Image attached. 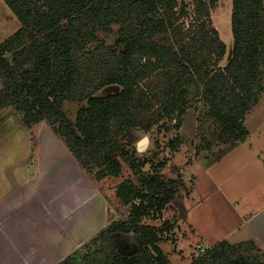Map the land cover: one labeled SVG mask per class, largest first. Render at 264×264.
<instances>
[{
  "label": "trees",
  "instance_id": "16d2710c",
  "mask_svg": "<svg viewBox=\"0 0 264 264\" xmlns=\"http://www.w3.org/2000/svg\"><path fill=\"white\" fill-rule=\"evenodd\" d=\"M4 2L21 26L0 44V110L10 107L27 126L47 123L83 170H96L97 180L121 175L114 156L130 154L119 138L131 130L163 128L175 113L183 115L191 87L220 130L218 141L245 139L243 121L264 84L263 0H232L233 44L223 68L225 45L210 21L217 0H192L188 27L177 10L179 0ZM113 26L119 27L116 47H109L97 35ZM113 85L121 90L99 95ZM66 101L79 104L73 122L61 110ZM180 145L178 136L169 142L172 151ZM180 188L179 181L156 173L137 183L124 181L116 194L130 207L129 217L110 222L97 236H139L135 251L125 254L108 244V254L86 257L76 251L63 264H170L157 245L160 239L151 236L153 228L141 221L160 218ZM259 255L252 242L221 241L190 264H264Z\"/></svg>",
  "mask_w": 264,
  "mask_h": 264
},
{
  "label": "rangeland",
  "instance_id": "374dc122",
  "mask_svg": "<svg viewBox=\"0 0 264 264\" xmlns=\"http://www.w3.org/2000/svg\"><path fill=\"white\" fill-rule=\"evenodd\" d=\"M177 10L182 13L186 27L190 26L193 17L192 0H179ZM231 14L232 0H217L210 7V21L225 45V55L219 63L222 68L230 58L233 44ZM20 26L19 20L4 0H0V42L10 37ZM118 28L113 26L109 31L100 30L97 36L106 46L116 47ZM5 56L11 63L14 62L11 53ZM120 90L119 86L113 85L100 91L99 95L108 96ZM189 92L188 106L183 116L175 113L173 118L165 120L163 128L154 127L146 133L131 130L119 138L130 157L128 154L115 155L121 163V175L103 180L95 178V169L89 172L79 170L69 177H61L56 169L62 163L67 164L68 159H75H72L68 149L54 135L52 128L45 122L27 126L22 116L10 107L0 110V157L6 153L8 158L13 157L14 169L20 168L24 179L28 175L32 180L28 186V201H24V214L31 219L32 212H37L41 197H46L49 203H56L55 208L48 207L52 211L51 215L57 212L55 217H68L67 223H77L80 227L84 214H91L93 230L97 231L104 222L128 219L130 207L123 205L116 194L121 183L126 180L137 183L142 175L156 173L164 179L179 181L181 188L178 196L162 211L160 218H144L141 225L153 228L156 236H151L160 239L157 245L170 264H190L209 247H205L189 225V218L197 222L196 226L201 225L211 233L219 234L228 229L227 226L232 225L235 218H239L242 208L257 206L256 203L264 201V84L257 103L243 121L245 139L234 143L217 141L220 130L208 119L206 104L194 87ZM78 108L79 104L66 101L61 110L66 119L73 122ZM179 135L181 145L177 151H172L169 142ZM214 143L220 144H216L217 147ZM56 153L58 156H55ZM42 162L48 168L46 174L40 171ZM160 163H164V166L160 167ZM5 179L8 180L7 177ZM52 179L54 184H51ZM80 181L86 184L85 187L81 186ZM39 189L43 190L44 195L38 194ZM70 191L76 200L72 201L74 203L69 200ZM46 214H43L45 219ZM201 219L205 221L201 223ZM222 219L230 220L232 224L217 227L216 221L219 223ZM59 222L54 227L61 229L64 235L63 224L66 221L62 219ZM168 224L170 230L163 231ZM97 235L85 239L86 234L81 236L77 229L72 248L77 246L76 253L88 257L95 253L108 254V244H114L122 253L129 254L135 251L140 241L139 236H113L102 240ZM259 254L262 258L263 253Z\"/></svg>",
  "mask_w": 264,
  "mask_h": 264
},
{
  "label": "crops",
  "instance_id": "0c3cea01",
  "mask_svg": "<svg viewBox=\"0 0 264 264\" xmlns=\"http://www.w3.org/2000/svg\"><path fill=\"white\" fill-rule=\"evenodd\" d=\"M213 28L215 29V27ZM216 144L219 145L220 143H214L213 145ZM218 145L216 146L218 147ZM72 159L74 158L72 157ZM13 166V157L8 158L7 153L0 157V264H60L69 255L76 252L77 246L76 249L72 248L75 245L72 240L76 239L77 229L81 232V236L86 234L85 239H89L96 236L99 231L109 224L104 222L103 226L94 231V220L91 218V214H84L80 227L77 223H67L66 218L68 217H55L57 212H53L51 215L52 211L50 212L48 207L55 208L56 203H49L46 197H41L44 192L40 189L38 194L41 195V201L38 203V208L36 207L37 212H32V218H28L24 214V206L26 205L24 201H28L27 195L30 189L28 186L32 181L31 176L28 178L27 175V178L24 179L22 170L20 168L16 170ZM28 169L27 166L26 171ZM47 169L45 163L41 164L40 171L42 170L46 174ZM56 170L61 177L63 175L65 177L71 176L79 170L84 171L75 160L70 159H68L67 164L62 163ZM46 177L48 176L46 175ZM33 178L35 177L33 176ZM53 179L51 184H54ZM80 184L82 187L86 185L82 181H80ZM69 200H71V203L76 202L72 191L69 192ZM73 200L74 202H72ZM256 204L258 205L242 208V213L237 220L234 219L233 224L232 221L227 219H222L219 223L216 221L217 227L232 224L219 234H213L201 225L196 226L197 222L190 218L187 221L205 247H212L221 241H226L231 245L252 242L257 250L264 254V201ZM74 209L76 211L75 206ZM45 212L48 213L46 214L47 219H45V215L43 216ZM62 219L66 221L63 224L64 235L61 234V229L54 227ZM204 221L205 219L200 220L201 223Z\"/></svg>",
  "mask_w": 264,
  "mask_h": 264
},
{
  "label": "built area",
  "instance_id": "2783aa9c",
  "mask_svg": "<svg viewBox=\"0 0 264 264\" xmlns=\"http://www.w3.org/2000/svg\"><path fill=\"white\" fill-rule=\"evenodd\" d=\"M202 251V250H201Z\"/></svg>",
  "mask_w": 264,
  "mask_h": 264
}]
</instances>
